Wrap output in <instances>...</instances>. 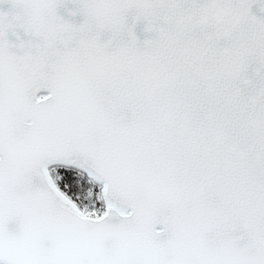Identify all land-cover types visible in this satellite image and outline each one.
<instances>
[{"label":"snow or ice","instance_id":"snow-or-ice-1","mask_svg":"<svg viewBox=\"0 0 264 264\" xmlns=\"http://www.w3.org/2000/svg\"><path fill=\"white\" fill-rule=\"evenodd\" d=\"M0 264H264V0H0Z\"/></svg>","mask_w":264,"mask_h":264}]
</instances>
